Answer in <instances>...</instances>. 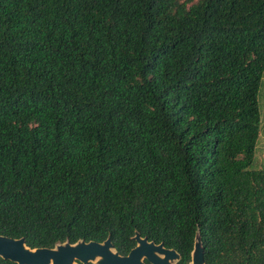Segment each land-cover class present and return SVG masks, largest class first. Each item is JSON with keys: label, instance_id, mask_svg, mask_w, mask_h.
Returning a JSON list of instances; mask_svg holds the SVG:
<instances>
[{"label": "trees", "instance_id": "16d2710c", "mask_svg": "<svg viewBox=\"0 0 264 264\" xmlns=\"http://www.w3.org/2000/svg\"><path fill=\"white\" fill-rule=\"evenodd\" d=\"M263 78L264 0H0V235L264 264Z\"/></svg>", "mask_w": 264, "mask_h": 264}, {"label": "water", "instance_id": "95a60500", "mask_svg": "<svg viewBox=\"0 0 264 264\" xmlns=\"http://www.w3.org/2000/svg\"><path fill=\"white\" fill-rule=\"evenodd\" d=\"M136 247L127 256L116 249L111 238L104 242L82 239L77 243H59L54 248H30L25 239L0 235V258L16 264H179L181 255L164 243L157 244L136 233ZM189 264H206L205 248L200 230L197 231Z\"/></svg>", "mask_w": 264, "mask_h": 264}, {"label": "rangeland", "instance_id": "374dc122", "mask_svg": "<svg viewBox=\"0 0 264 264\" xmlns=\"http://www.w3.org/2000/svg\"><path fill=\"white\" fill-rule=\"evenodd\" d=\"M259 104H260L263 122H262L261 135L257 144L255 161L252 165L253 169H264V78L259 92Z\"/></svg>", "mask_w": 264, "mask_h": 264}]
</instances>
